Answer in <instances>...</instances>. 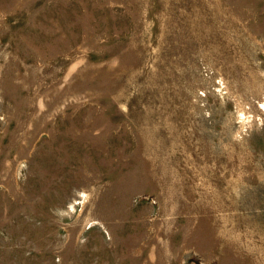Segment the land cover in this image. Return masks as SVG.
<instances>
[{
    "label": "rangeland",
    "instance_id": "1",
    "mask_svg": "<svg viewBox=\"0 0 264 264\" xmlns=\"http://www.w3.org/2000/svg\"><path fill=\"white\" fill-rule=\"evenodd\" d=\"M0 264H264V0H0Z\"/></svg>",
    "mask_w": 264,
    "mask_h": 264
}]
</instances>
